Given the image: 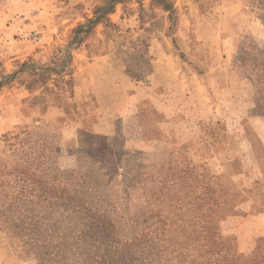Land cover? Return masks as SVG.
<instances>
[{"label": "rangeland", "instance_id": "obj_1", "mask_svg": "<svg viewBox=\"0 0 264 264\" xmlns=\"http://www.w3.org/2000/svg\"><path fill=\"white\" fill-rule=\"evenodd\" d=\"M167 1L0 0V157L44 143L119 226L180 222L206 188L223 250L264 254V0ZM0 264H32L2 230Z\"/></svg>", "mask_w": 264, "mask_h": 264}, {"label": "trees", "instance_id": "obj_2", "mask_svg": "<svg viewBox=\"0 0 264 264\" xmlns=\"http://www.w3.org/2000/svg\"><path fill=\"white\" fill-rule=\"evenodd\" d=\"M156 1L173 11L169 1ZM113 8L102 7L84 31ZM82 29L80 25L76 30ZM252 69L258 88L264 62ZM44 147L27 134L4 136L8 159L0 157V230L19 244L32 264H264L262 252L241 257L229 254L227 247L223 250V237L211 218L217 202L205 209L211 204L206 188L190 206L193 215L180 222L160 219L158 209H151L140 220L127 218L119 226L104 212L91 209L81 188L70 189L71 179L66 171L49 166ZM182 199L176 197V203ZM186 204L183 200L180 206Z\"/></svg>", "mask_w": 264, "mask_h": 264}]
</instances>
